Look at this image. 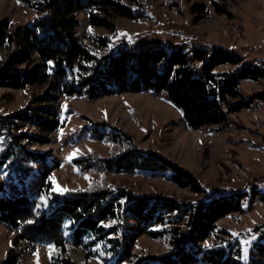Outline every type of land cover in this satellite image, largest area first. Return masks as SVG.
<instances>
[{"label": "trees", "instance_id": "16d2710c", "mask_svg": "<svg viewBox=\"0 0 264 264\" xmlns=\"http://www.w3.org/2000/svg\"><path fill=\"white\" fill-rule=\"evenodd\" d=\"M19 1L39 18L26 26L0 22V51L8 52L0 59V89L42 87L34 104L45 107L0 114V176L4 181L0 185V223L17 233L14 246L26 244L16 254L11 250L1 264H18L23 253L41 243L51 245L63 258L68 243L82 246L87 257L103 264H264V224L256 229L259 237L247 259V246L230 232L223 231L226 237L209 241L220 220L244 215L264 203V190H248L263 185L264 177L248 182L245 190L221 188L211 197L191 173L154 153L145 154L134 147L129 136L104 132L101 127L106 125L98 124L100 129L85 130L90 131L92 141L112 147L111 155L74 159L79 172L159 174L188 189L198 200L138 196L127 187L109 184L61 194L48 179L58 163L51 159L50 151L41 153L30 147L48 144L49 139L23 132L30 126L49 135L63 126L51 108L61 96L97 100L146 92L166 93L190 129L231 126L233 116L264 101V89L249 96L242 92L243 83L264 80V61L248 64L245 55L202 41L144 50L126 42L114 47L110 34L95 39L104 53L94 52L78 35L80 13L87 14L90 26L115 34L117 19L137 22L147 17L143 5L133 0ZM123 141L130 145L126 152ZM38 177L41 182L32 196V181ZM142 236L162 241L167 253H134L133 245ZM52 264L73 262L53 258Z\"/></svg>", "mask_w": 264, "mask_h": 264}, {"label": "rangeland", "instance_id": "374dc122", "mask_svg": "<svg viewBox=\"0 0 264 264\" xmlns=\"http://www.w3.org/2000/svg\"><path fill=\"white\" fill-rule=\"evenodd\" d=\"M148 11L147 17L134 22L127 19L115 21V34L89 25L86 13H80L81 26L78 35L82 42L94 52L104 51L96 45L95 39L113 35L114 47L126 42L139 50L158 49L202 41L219 45L246 56V63L259 64L264 58V0H133ZM217 5L225 11H218ZM141 7V6H140ZM198 8V10H193ZM39 15L29 6L17 0H0V22L7 20L13 26H26L35 22ZM91 29V31H90ZM187 33L195 41L182 36ZM7 50L0 51V59ZM1 68V66H0ZM264 89V80L259 83L245 82L242 92L245 96ZM42 87L26 90L0 89V114L3 116L30 112L31 109L45 107L34 104ZM61 126L46 135L36 128L27 126L23 132L38 138L49 139L45 145L30 146L36 152L50 151L51 159L58 163L49 176L56 192L86 190L92 186L109 184L112 188L127 187L138 196L164 195L178 200H198L188 189H183L159 174H109L101 175L93 171L79 172L74 159L109 158L110 148L89 138L85 127L97 126L104 132L127 135L134 147L145 154L154 153L178 169L191 173L205 186L211 197L221 188L245 190L251 180L264 177V101H257L250 110L232 117L235 123L227 127H205L190 129L183 114L172 105L166 93L146 92L140 94H120L97 100L88 98H68L61 96L52 105ZM36 115L38 114L35 112ZM35 115V117H37ZM130 145L123 141L122 149L128 151ZM54 161H50L52 166ZM36 180V181H35ZM32 181L31 195L35 196L40 185L38 177ZM0 176V185L3 184ZM264 190V184L248 190ZM45 198L40 202L44 203ZM264 224V203L254 206L244 215H232L218 222L212 234L226 237L230 232L247 246L244 259L249 257V249L257 241L258 226ZM17 233L0 223V264L6 260L11 250L16 254L25 243L14 246ZM49 245L31 246L20 257L18 264H52V259H68L73 264H103L89 258L82 246L68 243V253L64 258ZM138 255H163L167 253L160 240L140 237L133 245Z\"/></svg>", "mask_w": 264, "mask_h": 264}, {"label": "snow or ice", "instance_id": "6c2138e0", "mask_svg": "<svg viewBox=\"0 0 264 264\" xmlns=\"http://www.w3.org/2000/svg\"><path fill=\"white\" fill-rule=\"evenodd\" d=\"M18 2H19V0H18ZM90 31H91V29H90ZM49 63L51 64V61H49ZM48 247H49V249H51V248H52V246H51V245H49Z\"/></svg>", "mask_w": 264, "mask_h": 264}, {"label": "crops", "instance_id": "0c3cea01", "mask_svg": "<svg viewBox=\"0 0 264 264\" xmlns=\"http://www.w3.org/2000/svg\"><path fill=\"white\" fill-rule=\"evenodd\" d=\"M259 60H261V61H264V58H263V57H261Z\"/></svg>", "mask_w": 264, "mask_h": 264}]
</instances>
